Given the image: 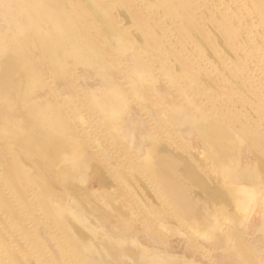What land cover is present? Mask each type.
Segmentation results:
<instances>
[{
	"label": "bare ground",
	"instance_id": "bare-ground-1",
	"mask_svg": "<svg viewBox=\"0 0 264 264\" xmlns=\"http://www.w3.org/2000/svg\"><path fill=\"white\" fill-rule=\"evenodd\" d=\"M212 1L0 0V264H264V0ZM72 71L80 132L27 107Z\"/></svg>",
	"mask_w": 264,
	"mask_h": 264
},
{
	"label": "rangeland",
	"instance_id": "rangeland-1",
	"mask_svg": "<svg viewBox=\"0 0 264 264\" xmlns=\"http://www.w3.org/2000/svg\"><path fill=\"white\" fill-rule=\"evenodd\" d=\"M217 4V2L214 0L210 3L211 9H215L214 4ZM117 19V18H116ZM77 22L83 26V27H91V23L89 22V15L87 13H83V14H79L77 15ZM85 43L89 46H94L95 49L99 50L104 48V44L100 41V38L98 36L94 37L92 40H88V37L85 38ZM23 49L24 52L27 54V56H29L31 58V60L34 62L36 57L39 55L40 53V49L36 46H34L32 44V40H26V42H24L23 44ZM187 49H184L182 53H184V51ZM109 59H103V62H105V74L108 75L109 79L108 80H115L118 83H120V86H122L123 88H125V84L128 79H130L133 74L131 73H127L126 72V76L123 78H120L117 76L118 73H120V70H128L127 66H118L115 65L113 62L111 63L110 61H108ZM111 63V64H110ZM206 65H201V68H205ZM126 67V68H125ZM117 68V72L115 73V70ZM116 74L113 76V74ZM141 77V75H139ZM209 77H211L213 80L216 79V77L210 73ZM71 78V79H70ZM160 83L163 82L162 77H158ZM71 80V81H70ZM46 81L49 82V80L47 79ZM90 85L94 84V80L89 82ZM53 85L55 86V93L51 94L49 91L43 90V89H38L35 92V96L33 97V99L28 103L27 107L29 108V112L33 115H37L42 113L43 111V106L46 104L48 98H50V96L54 99L55 98V103H56V107L59 109V111H61V113L64 115V117L66 118V120H69L75 130L77 132H80L81 129V123L79 120V116H76V112L75 111H71L69 108H67V99L70 98L71 100L75 101L76 104H78L79 108H84L86 107V103H87V99L84 95V88H83V82L81 81L80 77H78V75L75 74V72L73 73V71L71 72V75L66 77V78H58L55 79L53 82ZM239 94L235 93L233 96L235 97V99L239 98L238 97ZM123 99L125 100V102L129 105L130 109H131V113L132 114H136L139 115L140 118H142L144 121H146L148 124H152L153 122V117H156L157 119L160 118V114L158 112V110L161 108L160 105H155L153 107V113L152 115H147L146 113H142L136 106L135 103L132 101L131 97L128 96L124 90V96ZM239 101L241 100L240 98L238 99ZM193 101L197 102L198 108L203 111V112H208L206 109V107L208 105H210V103H207L205 100L203 99H197L194 98L192 100L191 103H193ZM205 109V111L203 110ZM219 109V108H218ZM83 110H82V114H83ZM98 112V111H97ZM96 110H90V118L85 117L84 115V122L90 126L93 131L95 132V135L97 137V140H101L102 139V132H101V127H97L96 123L102 119L101 114L98 112L97 113ZM215 112H218L217 108H215ZM222 112V111H221ZM222 113L223 118H226L228 111L224 110ZM70 114L73 115V119H71ZM260 121L261 118H260ZM173 135V133H172ZM161 134L158 135L156 138H160ZM115 149V148H114ZM121 164L124 166L126 165V161H125V156L122 157L121 159ZM124 169L126 170V167H124ZM92 189V188H91ZM90 189V191H91ZM36 229L37 232L42 235L43 237L46 238L47 235L46 234V230L45 228L41 225V224H37L36 225ZM245 233H248V231H246ZM46 244L50 247H52L53 243L50 240L46 241ZM54 246V245H53Z\"/></svg>",
	"mask_w": 264,
	"mask_h": 264
}]
</instances>
